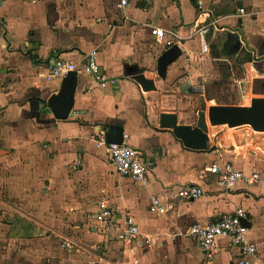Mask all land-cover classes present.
<instances>
[{
	"label": "crops",
	"instance_id": "0c3cea01",
	"mask_svg": "<svg viewBox=\"0 0 264 264\" xmlns=\"http://www.w3.org/2000/svg\"><path fill=\"white\" fill-rule=\"evenodd\" d=\"M115 4L0 0V264H235L237 250L226 239L208 258L187 230L238 207L257 249L253 260L264 264V132L216 125L212 133L207 124V150L193 151L159 126L160 113L194 125L193 113L212 103L239 105L237 97L264 81V0ZM212 21L217 30L201 54L197 27ZM153 29L182 52L163 78L156 62L165 48ZM93 49L101 70L118 79L115 87L100 88L81 70L46 78L57 58L78 65ZM128 67L152 79L155 89L143 91ZM241 82L250 84L248 91ZM59 93L65 104H50ZM97 125L121 127L148 162L147 184L116 173L91 137ZM222 162L257 172L260 180L224 190L209 173ZM191 184L204 194L179 199L177 188ZM151 195L164 202V214L148 211ZM99 212L108 226L94 219ZM126 217L148 244L129 248L116 239Z\"/></svg>",
	"mask_w": 264,
	"mask_h": 264
},
{
	"label": "built area",
	"instance_id": "2783aa9c",
	"mask_svg": "<svg viewBox=\"0 0 264 264\" xmlns=\"http://www.w3.org/2000/svg\"><path fill=\"white\" fill-rule=\"evenodd\" d=\"M129 0H116V8L123 9L128 6ZM243 13V8L238 10ZM217 30L215 21L202 23L197 27L196 36L199 43V51L206 54L209 51L207 35L209 32ZM151 33L159 41L164 38V32L161 29H153ZM165 49L176 45L173 39H163ZM81 70L89 75L92 81L100 88L115 87L118 84L116 77L105 74L100 68L97 61V51L90 50L77 65L74 62L63 58H57L56 61L48 68L46 78H63L72 72ZM91 135L95 145L102 147L108 155L110 164L114 167L117 174L128 177L135 182L148 183V162L143 154L126 142V137L122 136L121 143L106 142L105 136L107 128L97 125L94 127ZM209 173L213 175L217 183L224 190H230L238 183L246 186L253 185L260 180L257 172L244 173L234 168L230 162H222L211 166ZM204 194L202 187L198 184L183 185L177 188L176 196L183 201H192ZM148 211L153 214H164L167 211L164 202L155 195L149 197ZM103 227L108 226L109 218L102 212L93 216ZM246 218L245 211L241 207L235 209L233 213L223 214L208 222L192 223L187 230V235L192 238L195 244L207 255L212 257L220 239H226L228 245L237 250L235 264H256L254 258L257 253L256 246L246 238V227L241 225V219ZM116 239L129 248H135L141 240L145 244L149 243L147 237H141L137 225L126 217L124 224L119 229ZM69 246L68 243H63Z\"/></svg>",
	"mask_w": 264,
	"mask_h": 264
},
{
	"label": "water",
	"instance_id": "95a60500",
	"mask_svg": "<svg viewBox=\"0 0 264 264\" xmlns=\"http://www.w3.org/2000/svg\"><path fill=\"white\" fill-rule=\"evenodd\" d=\"M182 54L177 45H172L165 49L157 58L156 72L161 78L165 76L166 67ZM134 80L141 86L143 91L155 89L153 80L146 78L142 73L137 72L135 67H128ZM241 89L246 92L250 88L247 82L240 83ZM66 95L59 93L52 96L49 100L50 104H65ZM211 126L226 125L233 128L241 125H250L253 130L264 132V97L251 99L249 106L241 105H211L207 111L199 110L194 125L177 123L175 113H160L159 126L161 128L170 129L172 135L177 138L181 144L193 151H205L209 145L207 135V124ZM106 142L121 143L122 130L119 125H111L105 136ZM241 225L246 228L249 223L242 218Z\"/></svg>",
	"mask_w": 264,
	"mask_h": 264
},
{
	"label": "rangeland",
	"instance_id": "374dc122",
	"mask_svg": "<svg viewBox=\"0 0 264 264\" xmlns=\"http://www.w3.org/2000/svg\"><path fill=\"white\" fill-rule=\"evenodd\" d=\"M25 1H28V0H25ZM263 80H264V78H262ZM258 97H264V94H255V93H253L252 92V89H251V94L250 93H248V94H244V96L243 97H240L239 99H238V97L236 98L237 99V104H239V105H241V106H249L250 105V103H251V99H253V98H258ZM229 100V102H233V101H235V99H228ZM227 100V101H228ZM220 101H222V100H220ZM210 105H215V103H212V104H210ZM200 106H203V104L202 103H199V102H197L196 104H195V107H200ZM192 117V119H193V124H195V122H196V118H197V116H196V114H194L193 113V115L191 116ZM208 125H209V127H210V130H211V132L212 133H214L215 131H216V129H214V127L213 126H211L209 123H208Z\"/></svg>",
	"mask_w": 264,
	"mask_h": 264
},
{
	"label": "trees",
	"instance_id": "16d2710c",
	"mask_svg": "<svg viewBox=\"0 0 264 264\" xmlns=\"http://www.w3.org/2000/svg\"><path fill=\"white\" fill-rule=\"evenodd\" d=\"M252 92L255 94H264V81L256 80Z\"/></svg>",
	"mask_w": 264,
	"mask_h": 264
}]
</instances>
